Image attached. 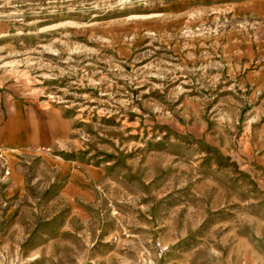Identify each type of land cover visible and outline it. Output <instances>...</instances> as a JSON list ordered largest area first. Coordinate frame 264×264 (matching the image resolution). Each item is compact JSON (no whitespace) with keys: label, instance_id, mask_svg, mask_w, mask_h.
Instances as JSON below:
<instances>
[{"label":"rangeland","instance_id":"rangeland-1","mask_svg":"<svg viewBox=\"0 0 264 264\" xmlns=\"http://www.w3.org/2000/svg\"><path fill=\"white\" fill-rule=\"evenodd\" d=\"M225 0H0V264H264V89L202 38Z\"/></svg>","mask_w":264,"mask_h":264},{"label":"crops","instance_id":"crops-1","mask_svg":"<svg viewBox=\"0 0 264 264\" xmlns=\"http://www.w3.org/2000/svg\"><path fill=\"white\" fill-rule=\"evenodd\" d=\"M238 20L250 22L251 28L235 27L220 36L200 40L205 55L218 54L233 77L245 78L264 89V0H225ZM0 148L5 153L37 150L32 146L28 118L17 99L0 92Z\"/></svg>","mask_w":264,"mask_h":264}]
</instances>
